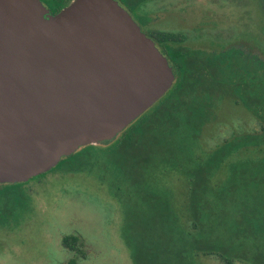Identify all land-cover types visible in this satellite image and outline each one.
<instances>
[{"label": "rangeland", "instance_id": "obj_1", "mask_svg": "<svg viewBox=\"0 0 264 264\" xmlns=\"http://www.w3.org/2000/svg\"><path fill=\"white\" fill-rule=\"evenodd\" d=\"M116 1L145 35L148 29H157L184 37L173 45L201 51L224 48L226 59L233 64L243 61L238 47L255 52H259L255 45H261L262 50L264 47V5L260 0ZM262 84L263 90L264 80ZM215 92L211 100L216 102H212L210 111L220 124L210 126L204 137L208 143L232 130L258 128L241 103ZM168 94L165 92L158 100L166 99ZM105 151L93 154L86 148L80 154L84 165L79 168L66 165L65 160L18 184L0 185V264H63L71 257L76 258V264H145L144 249L151 244L150 239L160 237L159 232L185 234L169 223L161 226L159 222L144 221L143 206L149 203L144 193L156 189L137 184L146 177L147 168L133 174L123 162L112 161L113 155ZM173 183L176 191L184 185L179 180ZM258 192L253 204L238 202L233 207L234 202L227 198L219 206L220 215H200L204 224L189 233L193 239L189 264H224V260L229 264H264V184ZM250 210L259 215V220L256 226L243 227L233 214ZM68 234L78 238L76 256L61 244ZM208 251L218 254L222 261L214 255H203Z\"/></svg>", "mask_w": 264, "mask_h": 264}, {"label": "water", "instance_id": "obj_2", "mask_svg": "<svg viewBox=\"0 0 264 264\" xmlns=\"http://www.w3.org/2000/svg\"><path fill=\"white\" fill-rule=\"evenodd\" d=\"M174 79L116 0H0V183L113 138Z\"/></svg>", "mask_w": 264, "mask_h": 264}, {"label": "trees", "instance_id": "obj_3", "mask_svg": "<svg viewBox=\"0 0 264 264\" xmlns=\"http://www.w3.org/2000/svg\"><path fill=\"white\" fill-rule=\"evenodd\" d=\"M40 1L49 14H54L70 0ZM260 2L264 5V0ZM147 31V36L162 48L161 54L172 68L174 79L166 91L167 98L152 104L115 138L103 141L105 145H84L54 166L66 163L65 160L68 166H83L80 154L89 148L93 154L107 149L105 152L113 155L112 161L123 162L133 174H140V168L146 167V177L137 184L156 189L143 192L149 201L143 206L144 221L159 222L161 226L169 223L175 231L178 228L177 232L185 234L159 232L160 237L150 239L151 244L144 249V263L189 264L193 252L189 233L204 224L200 215H220L219 206L227 198L234 202L233 207L238 202L253 204V197L259 194L258 187L264 184V89L261 87L264 47L262 50L261 45H255L259 52L238 47L244 62L233 64L226 59L224 48L190 49L173 45L184 40L178 34L157 29ZM213 92L241 103L258 128L232 130L218 141L211 139L212 143H208L204 137L209 134L210 126L220 124L210 111L212 102H216L211 100ZM175 180L184 184L179 191L175 190ZM233 215L243 227L256 226L259 220L253 210L236 211ZM77 241V236L68 234L62 237L61 244L75 255ZM203 255L214 254L208 251ZM218 256L214 255L222 261ZM222 262L229 264L227 260ZM63 264H76V258L71 257Z\"/></svg>", "mask_w": 264, "mask_h": 264}, {"label": "flooded vegetation", "instance_id": "obj_4", "mask_svg": "<svg viewBox=\"0 0 264 264\" xmlns=\"http://www.w3.org/2000/svg\"><path fill=\"white\" fill-rule=\"evenodd\" d=\"M168 89H169V88H168ZM168 89H167V90H168ZM159 98H160V97H159ZM159 98H158V99H159ZM158 99H157V100H158ZM157 100H156V101H157ZM156 101H155V102H156ZM153 104H154V103H153ZM151 106H152V105H151ZM149 107H150V106H149ZM149 107H148V108H149ZM148 108H147V109H148ZM135 119H136V118H135ZM128 125H129V124H128ZM128 125H127V126H128ZM120 132H121V131H120ZM120 132H119V133H120ZM119 133H118V134H119ZM118 134H116L113 138H115ZM113 138H111V139H113ZM111 139H109V140H111ZM107 141H108V140H107ZM101 142H103V141H101ZM99 143H100V142H99ZM65 157H66V156H65ZM62 158H63V157H61L60 159H62ZM60 159H59V160H60ZM2 184H6V183H0V185H2Z\"/></svg>", "mask_w": 264, "mask_h": 264}]
</instances>
